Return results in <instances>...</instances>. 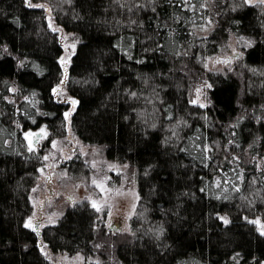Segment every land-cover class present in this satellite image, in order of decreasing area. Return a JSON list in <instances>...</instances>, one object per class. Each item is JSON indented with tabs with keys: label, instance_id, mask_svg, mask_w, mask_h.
<instances>
[{
	"label": "trees",
	"instance_id": "16d2710c",
	"mask_svg": "<svg viewBox=\"0 0 264 264\" xmlns=\"http://www.w3.org/2000/svg\"><path fill=\"white\" fill-rule=\"evenodd\" d=\"M57 25L78 35L67 78ZM204 33L205 31H208ZM204 33V34H203ZM232 35L253 41L230 72L207 67ZM76 101L62 104L58 86ZM208 86V105L194 102ZM49 140L72 131L128 164L139 202L129 232L88 201L31 229ZM86 179L80 155L66 164ZM264 4L245 0H0V264H264ZM227 221V222H225Z\"/></svg>",
	"mask_w": 264,
	"mask_h": 264
},
{
	"label": "rangeland",
	"instance_id": "374dc122",
	"mask_svg": "<svg viewBox=\"0 0 264 264\" xmlns=\"http://www.w3.org/2000/svg\"><path fill=\"white\" fill-rule=\"evenodd\" d=\"M245 1L249 5L264 4V0ZM29 4L32 7L46 8L49 12L51 26L62 41L64 53L60 64L64 71L63 79H66L71 59L80 43L79 37L56 24L47 4ZM253 44L250 39L232 35L225 48L209 58L208 69L215 72L232 71L245 50ZM207 90L208 86L196 90V104L208 105ZM58 95L62 104H76L62 84L58 86ZM40 129L45 130L46 137L34 150L46 148V151L44 150L43 165L39 168V183L31 194L32 214L27 219V226L42 230L46 226L55 225L68 205L88 201L99 213V219L105 228H112L114 233L129 232L130 220L137 209L139 194L134 182L130 181L128 164L108 160L102 147L84 144L72 131H69L65 138L49 140L50 132L43 126L28 131L26 137ZM77 155L82 156L89 165L90 173L86 179L75 180L67 170L66 164ZM253 222L264 233V221L256 218ZM42 252L52 264H85L87 261L98 259H87L83 254L72 256L67 253H54L47 247H43Z\"/></svg>",
	"mask_w": 264,
	"mask_h": 264
},
{
	"label": "water",
	"instance_id": "95a60500",
	"mask_svg": "<svg viewBox=\"0 0 264 264\" xmlns=\"http://www.w3.org/2000/svg\"><path fill=\"white\" fill-rule=\"evenodd\" d=\"M45 137H46L45 130L40 129L31 135H27L26 139L28 143L30 144L31 148L35 149L39 145L41 140H43ZM109 229L113 230L112 228H109Z\"/></svg>",
	"mask_w": 264,
	"mask_h": 264
},
{
	"label": "snow or ice",
	"instance_id": "6c2138e0",
	"mask_svg": "<svg viewBox=\"0 0 264 264\" xmlns=\"http://www.w3.org/2000/svg\"><path fill=\"white\" fill-rule=\"evenodd\" d=\"M73 103H76L75 101H73ZM225 222H227V221H225Z\"/></svg>",
	"mask_w": 264,
	"mask_h": 264
}]
</instances>
